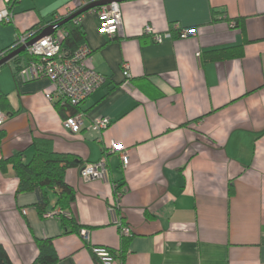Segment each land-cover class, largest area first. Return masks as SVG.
<instances>
[{
	"label": "crops",
	"instance_id": "crops-1",
	"mask_svg": "<svg viewBox=\"0 0 264 264\" xmlns=\"http://www.w3.org/2000/svg\"><path fill=\"white\" fill-rule=\"evenodd\" d=\"M83 6L19 0L12 22L0 23V48ZM120 7L122 34L113 38L101 32L96 12L82 13L79 22L90 66L108 77L82 102L80 133L65 129L47 100L48 78L23 81L14 58L0 67V105L11 113L0 127V160L22 150L28 160L33 137L44 135L83 165L113 143L129 154L126 167L119 152L108 155L107 180H87L81 167L66 171L76 191L66 213L87 239L47 215L60 210L53 191L41 215L37 193L17 192L11 165L0 170V242L13 264L35 261L37 238L53 239L56 264H98L95 247L114 252L108 264H264V0H125ZM175 24L196 34L157 43L143 33L147 25L165 32ZM234 46H243V56L215 59L211 52ZM124 63L131 90L121 87ZM98 117L111 124L91 128ZM116 201L129 235L114 223Z\"/></svg>",
	"mask_w": 264,
	"mask_h": 264
},
{
	"label": "built area",
	"instance_id": "built-area-1",
	"mask_svg": "<svg viewBox=\"0 0 264 264\" xmlns=\"http://www.w3.org/2000/svg\"><path fill=\"white\" fill-rule=\"evenodd\" d=\"M97 0H83V5H87ZM5 7L0 10V23H10L13 20V10L11 8L14 0H4ZM88 11L96 12L101 26L100 30L106 36L113 38L122 34L123 18L120 3L112 1L103 5L95 6ZM82 14L74 17V23L79 24ZM235 25V22L231 23ZM178 38H188L196 34V29L191 27H181L175 24ZM41 32V31H40ZM39 32V33H40ZM37 30H30L19 33L12 48H19L26 45L35 38L39 33ZM144 34L150 36L154 42L160 43L167 39H173L175 36L170 31L158 32L152 26H145ZM62 36L58 32L44 36L29 46L26 50L30 55L28 62L20 67L17 71L18 76L23 81L34 80L39 78H48L52 84V90L46 93L47 100L55 104L69 103L73 106L80 105L92 92L104 85L108 81V77L90 66L92 59V50L86 44L80 45L74 52L69 53L62 48ZM6 56V51L0 48V59ZM200 60L201 54L198 53ZM124 80L121 87L126 90L132 88V73L127 63L123 64ZM11 114L0 106V127L4 125ZM86 114L84 112H76L68 115L63 120V125L72 134H78L84 127ZM111 124L109 117H98L91 121L90 127L102 131ZM119 152L122 164L126 167L129 163L128 150L120 143L111 144L105 151V154L97 162L85 164L80 168V174L85 179L99 178L107 180L108 178V155ZM117 187L118 184H115ZM119 197L117 198V200ZM119 202L116 201L110 205V212L113 216L114 223L117 224L121 233L129 235L131 230L122 224L118 217ZM61 210L48 212V216H59ZM80 234L87 239L88 231L82 228ZM96 256L104 263L108 264L113 256L106 248H93Z\"/></svg>",
	"mask_w": 264,
	"mask_h": 264
},
{
	"label": "trees",
	"instance_id": "trees-1",
	"mask_svg": "<svg viewBox=\"0 0 264 264\" xmlns=\"http://www.w3.org/2000/svg\"><path fill=\"white\" fill-rule=\"evenodd\" d=\"M18 1L14 0L11 6L12 10ZM64 18L66 17L52 20L50 23L59 22ZM42 29L33 27L27 31L37 30V33H39ZM59 30H62L64 33L61 40L62 48L69 53L74 52L86 41L85 31L80 24L74 23V19L65 22L56 32ZM172 32L177 37V30L172 29ZM11 46L2 49L6 51V55L16 49V47L12 48ZM211 52L215 59L241 57L244 53L243 46L215 49L211 50ZM29 59L30 55L25 50L14 57L13 60H18V68H20ZM81 104L73 106L69 103L60 104V102H56L55 106L64 120L70 114H75L79 111L84 112ZM30 147L33 148V154L28 160H26L25 150L17 151L9 157L0 160V170L5 171L8 165H11L18 178L17 192L34 191L37 193L38 199L35 207L41 215L46 212L47 207L50 205V192L53 191L56 195L55 207H59L62 211L59 215L62 225L68 228L69 231L80 233L82 226L77 222L75 217L66 213L67 210H70L76 198V191L67 183L65 175L69 168H82L84 166L83 160L78 155L56 151L53 147L52 137L47 135L33 137ZM36 244L39 249V255L32 264H56L59 261L52 238H37ZM110 253L114 254L112 250H110ZM96 259L98 264H104L97 256ZM0 264H13L6 248L1 242Z\"/></svg>",
	"mask_w": 264,
	"mask_h": 264
},
{
	"label": "water",
	"instance_id": "water-1",
	"mask_svg": "<svg viewBox=\"0 0 264 264\" xmlns=\"http://www.w3.org/2000/svg\"><path fill=\"white\" fill-rule=\"evenodd\" d=\"M112 1H117V2H122L125 0H97L94 2H91L87 5H84L82 8H80L79 10H77L76 12H74L73 14L67 16L66 18H64L63 20L59 21V22H55V23H50L49 25H47L46 27H44L41 32L35 37L33 38L31 41H29L26 45L21 46L15 50H13L11 53H9L8 55H6L5 57H3L2 59H0V67L7 64L10 60H12L14 57H16L17 55H19L20 53L24 52L26 50V46L31 45L32 43H34L35 41H37L38 39L53 34L55 33L65 22H67L70 19H73L74 17L88 11L89 9L95 7V6H99V5H103L106 3H110Z\"/></svg>",
	"mask_w": 264,
	"mask_h": 264
},
{
	"label": "rangeland",
	"instance_id": "rangeland-1",
	"mask_svg": "<svg viewBox=\"0 0 264 264\" xmlns=\"http://www.w3.org/2000/svg\"><path fill=\"white\" fill-rule=\"evenodd\" d=\"M8 65H10V64H8ZM8 65H7V66H8Z\"/></svg>",
	"mask_w": 264,
	"mask_h": 264
}]
</instances>
